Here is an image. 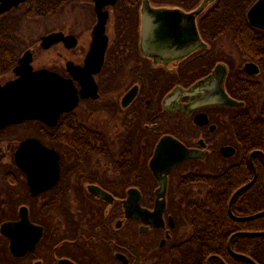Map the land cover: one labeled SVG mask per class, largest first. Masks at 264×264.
<instances>
[{"label": "flooded vegetation", "instance_id": "1", "mask_svg": "<svg viewBox=\"0 0 264 264\" xmlns=\"http://www.w3.org/2000/svg\"><path fill=\"white\" fill-rule=\"evenodd\" d=\"M231 1L235 0H24L0 14V21L18 25L13 36L19 38V46L0 50V88L20 78L15 70L29 52L32 72L45 69L72 80L77 93L74 108L61 113L53 125L29 119L0 128V145L6 146L8 160L0 158V264H167L173 249L192 235L191 216L208 193L209 180L223 178L229 167L245 173L234 193L250 183L255 172L254 182L234 197L232 211L235 199L256 182L254 158L259 157L264 167V151L252 145L260 134L264 56L237 47L210 25L221 18L208 13ZM144 3L186 13L202 9L196 26L203 46L173 60L144 55ZM55 15L62 25L54 32L72 39L61 40L54 50L40 48L54 53L35 68L27 26ZM96 37L99 45L104 40V48H91ZM225 95L242 105L203 104L204 99ZM19 136L26 137L13 146ZM164 137L196 152V157L184 159L167 175L164 197H158L159 181L149 162ZM27 139L39 140L58 156V175L49 187L33 186L35 181H50L48 169L35 180L14 162L15 150ZM225 147L233 148V156H224ZM254 151L263 155L254 154L250 162ZM242 197L239 205L246 206ZM130 199H137L133 204L145 214H131ZM22 211L30 224L41 228V237L32 251H25L26 245L13 254L1 227L18 223ZM244 211L245 215L232 213L246 217L264 209Z\"/></svg>", "mask_w": 264, "mask_h": 264}, {"label": "water", "instance_id": "2", "mask_svg": "<svg viewBox=\"0 0 264 264\" xmlns=\"http://www.w3.org/2000/svg\"><path fill=\"white\" fill-rule=\"evenodd\" d=\"M21 1L24 0H1L0 14L8 11L13 6H17ZM201 12L202 9H197L191 13H186L181 9H153L144 3L140 46L143 54L151 58L162 56V58L166 57L169 60H173L182 58L203 46L196 26V18ZM246 16L250 26L264 31V0L255 1L248 9ZM103 24L104 17H101L98 24L99 33L103 31ZM68 39L72 38L63 37L59 32L51 33L40 39V47L47 49L61 40L66 41ZM98 41V37L94 38L92 49L97 47L104 48V40H102L101 45H99L101 41ZM100 53L102 54V52ZM30 60V54L26 52L19 60L20 66L15 70L20 75V78L7 83L2 89L0 88V128L29 119L49 122L50 125H53L61 113L72 110L76 105L77 93L72 80H64L58 74L48 70L32 72L29 66ZM250 66L252 65L248 64L247 67ZM128 96L131 98L132 92ZM203 104H221L232 107L242 105V103H238L226 95L222 99H204ZM222 153L228 158L233 156L234 150L231 147H225ZM256 153L262 154L260 151L252 152L249 156L250 162L252 156ZM194 157H196V152L183 149L172 138L164 137L160 140L149 162V169L152 175L159 181L158 191L156 190L158 197H164L167 175L184 159ZM13 159L16 166L24 174L35 180L37 175L42 176L45 174L46 169L50 171L51 175H49L51 178L49 182L45 181L38 184L35 181L33 186L49 187L55 183L58 175V156L56 152L45 148L39 140L27 139L22 141L14 152ZM255 178L256 173L254 172L251 182L237 189L228 202V215L235 221H249L264 215V211H262L251 216L237 217L231 211L234 197L241 190L250 186ZM131 191L136 192V190ZM136 200L130 199L132 204ZM130 211L131 214L135 215L145 214L144 211H138L134 204L130 206ZM156 211L157 201L155 213L153 214H156ZM1 233L8 238L11 252L16 254L17 249L22 246L26 247V245L28 249L25 251H32L41 237V228L30 224L26 213L22 211L20 221L16 224H3ZM239 235L264 236V231H238L230 235L227 243V250L232 256L244 259L251 264H256L248 256L232 250L231 241ZM18 255L20 256L21 253H18ZM213 258L217 257L209 256L206 259V264H209ZM217 259L222 264H226L222 259Z\"/></svg>", "mask_w": 264, "mask_h": 264}, {"label": "trees", "instance_id": "3", "mask_svg": "<svg viewBox=\"0 0 264 264\" xmlns=\"http://www.w3.org/2000/svg\"><path fill=\"white\" fill-rule=\"evenodd\" d=\"M252 1L235 0L213 9L208 15L218 16L221 20L210 25L216 26L214 30L226 33L237 47L254 49L259 51L257 54L264 56V52H260L264 50V32L250 28L245 18ZM204 25L207 27L208 24ZM17 26L12 20L0 21V50L10 49L19 44V38L13 36L18 30ZM1 53L2 51L0 63H3ZM258 124V132L264 133V102L258 115ZM260 134L252 145L264 151V134L262 136ZM254 163L257 170L256 182L240 195L243 196L246 206L239 205L240 196L233 202L232 211L235 215H245L244 208L248 207H252L254 212L264 209V167L259 157L254 158ZM193 178H197L196 174ZM245 179V173L240 174L235 168L229 167L223 178L216 176L209 180L205 185L208 193L198 202L199 209H195L191 216L192 235L185 244L173 249L167 264H205L206 258L210 255L221 257L226 264H251L232 256L227 250V240L232 233L239 230L264 231V216L248 223H238L228 216V199ZM193 182L194 186H200L197 185L199 182ZM231 248L236 253L248 256L256 264H264V236H236L232 239ZM210 264L221 263L212 259Z\"/></svg>", "mask_w": 264, "mask_h": 264}, {"label": "rangeland", "instance_id": "4", "mask_svg": "<svg viewBox=\"0 0 264 264\" xmlns=\"http://www.w3.org/2000/svg\"><path fill=\"white\" fill-rule=\"evenodd\" d=\"M76 18H78L76 16ZM59 18L57 17V15L53 16V19L51 18L50 20L47 21H43V20H39L37 22H34L33 24L27 26V28L29 29L28 31L32 32V40H28L30 41L29 43H27V46H29L30 49H32L34 55V61H33V65L34 67H41L44 66L47 62L45 61L48 57V55H51L54 50V48H58L59 46H54L52 52L51 51H42L39 47V37L46 34V33H51L54 31L59 30V28L61 27V21L58 20ZM26 28V29H27ZM32 44V45H31ZM227 46L230 47V43L229 41H227ZM52 63V61H50V64ZM26 136H19L16 137L17 141L13 144V146L17 145V142L22 140L23 138H25ZM6 146L1 144L0 145V158L3 159V161L7 162V158H5L4 156L6 155ZM11 154V152H10Z\"/></svg>", "mask_w": 264, "mask_h": 264}]
</instances>
